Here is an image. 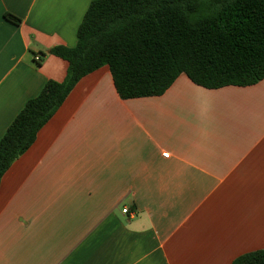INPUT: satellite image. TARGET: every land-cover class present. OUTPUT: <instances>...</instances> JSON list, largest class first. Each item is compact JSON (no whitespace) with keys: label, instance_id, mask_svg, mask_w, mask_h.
<instances>
[{"label":"crops","instance_id":"obj_1","mask_svg":"<svg viewBox=\"0 0 264 264\" xmlns=\"http://www.w3.org/2000/svg\"><path fill=\"white\" fill-rule=\"evenodd\" d=\"M92 1L0 0V139L64 80L50 49L75 46ZM262 249L264 80L211 90L181 74L123 100L102 67L0 180V264H232Z\"/></svg>","mask_w":264,"mask_h":264},{"label":"trees","instance_id":"obj_2","mask_svg":"<svg viewBox=\"0 0 264 264\" xmlns=\"http://www.w3.org/2000/svg\"><path fill=\"white\" fill-rule=\"evenodd\" d=\"M4 18L21 23L11 14ZM50 54L67 63L66 76L47 81L5 131L0 180L75 85L102 67L123 100L159 97L181 74L211 90L264 80V0H94L75 46ZM232 264H264V249Z\"/></svg>","mask_w":264,"mask_h":264},{"label":"built area","instance_id":"obj_3","mask_svg":"<svg viewBox=\"0 0 264 264\" xmlns=\"http://www.w3.org/2000/svg\"><path fill=\"white\" fill-rule=\"evenodd\" d=\"M34 62L37 63V62H40V57L39 56H34ZM162 157L164 158H168V154L167 153H162ZM127 212V209H123L122 210V213H126Z\"/></svg>","mask_w":264,"mask_h":264}]
</instances>
